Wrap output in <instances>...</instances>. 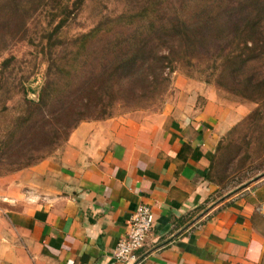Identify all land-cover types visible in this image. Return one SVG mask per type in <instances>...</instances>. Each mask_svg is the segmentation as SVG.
<instances>
[{
	"label": "crops",
	"instance_id": "1",
	"mask_svg": "<svg viewBox=\"0 0 264 264\" xmlns=\"http://www.w3.org/2000/svg\"><path fill=\"white\" fill-rule=\"evenodd\" d=\"M205 96L82 122L61 152L0 177V264H122L112 253L143 204L155 226L138 264H264V180L218 197L208 177L242 111Z\"/></svg>",
	"mask_w": 264,
	"mask_h": 264
},
{
	"label": "trees",
	"instance_id": "2",
	"mask_svg": "<svg viewBox=\"0 0 264 264\" xmlns=\"http://www.w3.org/2000/svg\"><path fill=\"white\" fill-rule=\"evenodd\" d=\"M12 1L13 4L11 2L9 5L11 12H15L18 17L23 15L28 8L25 0ZM78 1L84 8L92 0ZM235 1L236 5H232L231 0L128 1L125 10L109 11L105 6L101 11H97L94 15L97 23L87 31L72 36L69 40L62 39L63 29L61 26L58 27L55 33L51 32L48 37H44L48 43L43 44L42 52L47 56L48 71L38 100L29 97L31 89L28 87L31 77L21 79L14 77L17 71L14 67L18 65L15 64L16 58L5 59L0 63V92L4 89L7 93L12 90L16 91L20 96L19 106H22L27 114L23 117L22 123V129L26 133L22 140L23 149L21 148V153L8 156L10 163L9 166H5H8L9 170L13 166L16 169L13 171L35 166L46 159L45 155L49 156L62 143L66 144L71 133L82 122L111 118L112 109L110 108L114 103L106 106L102 101L99 105L96 104L89 113L79 112L80 117L71 126L58 122L56 128L51 127L50 131H46L49 122L45 119L40 135L28 133L35 120V111L42 112L51 100L62 98L65 94L69 95L73 84L75 85L83 70L87 72L90 68V74L94 80L97 72L100 71L105 83L107 82L103 93L99 91L104 90V87L90 89L93 97L103 99L106 96V98L114 99L115 102L121 99L124 102L133 103L140 98L135 90L139 89L140 92L144 90L149 94L155 92L167 81L162 78V75L166 67L172 64V59L177 62L182 60L183 55L196 56V51L206 46L203 45L204 41H219V38L231 39L230 41L234 43L235 40L236 49L234 50H237L240 40L245 50L227 55L230 57L227 59L233 61L237 68L243 64L248 65L264 59V0ZM8 2V0H0V8L4 9L5 5L8 6ZM63 5L60 9L67 8ZM186 42L191 45L192 54H188L186 49H183V44ZM176 47L179 51H176ZM160 48L161 50L165 48L168 53L162 54ZM181 49L185 53H182ZM2 50L0 48V55ZM171 54L176 56V61L175 57L171 59ZM247 54L249 55L245 57ZM237 68L235 70L238 71ZM240 74L238 72L236 79L241 85L245 84L253 91L252 97L262 94L264 90L262 74L258 75L255 72L252 75H245L242 79ZM137 84L143 86L140 87ZM124 92H127L130 97L122 95ZM252 97L248 98L264 101L263 96L257 99ZM6 100L8 102L11 99L7 97ZM4 108L9 110L7 106ZM71 112V108L60 107L56 111L57 116L52 118L58 121L59 118ZM39 152L44 153L35 157L34 154ZM14 158H17V161H14ZM208 177L211 179L210 172Z\"/></svg>",
	"mask_w": 264,
	"mask_h": 264
},
{
	"label": "rangeland",
	"instance_id": "3",
	"mask_svg": "<svg viewBox=\"0 0 264 264\" xmlns=\"http://www.w3.org/2000/svg\"><path fill=\"white\" fill-rule=\"evenodd\" d=\"M8 1V6L5 5L4 9L0 8V48L3 49L0 63L10 57L16 58L15 64L18 65L14 67L17 70L14 77L18 79L31 77L28 87L31 89L29 97L38 100L48 71L47 56L42 52L43 44L48 43L45 38L51 32L55 33L61 26L62 33H64L62 39L69 40L77 33L85 32L96 24L97 18H94V15L105 6L109 11H120L127 9L128 1L136 0H92L84 8L78 0H25L28 8L19 17L15 12H11L9 7L13 1ZM231 3L236 5L235 0H231ZM61 5L67 8L60 9ZM218 28L223 29L224 27ZM218 40L204 41L203 45L206 46L196 51L194 57L182 54V60L174 62L172 58L175 57L176 61V56L171 54L172 64L166 67L162 75V78L167 81L150 94L144 90H141L142 92L139 89L135 90L140 98L133 103H127L121 99L115 102L114 99L106 98V96L103 99L97 98V96L93 97L90 89L104 87V90L99 91V93H103L106 90L107 82L105 83L100 71L97 72V77L94 80L90 74V68L87 72L83 70L75 85L73 84L69 95L65 94L62 98L51 100L48 103L51 106L48 105L42 112L34 110L36 112L35 120L28 133L40 135L45 119L50 123H48V129H45L46 131H50L51 127L56 128L58 122L71 126L80 117L79 112L89 113L96 104L99 105L102 101L106 106L114 103L110 108L112 109L111 118L128 115H137L135 117L142 118L161 112H170L180 103L194 101L198 105H204L208 100L205 96L206 93L208 96L217 97L224 102L229 114L232 111H242V117L232 122L230 130L220 142L210 168V181L218 186L219 192L216 196L223 197L234 191H241L245 186L256 185L264 180V101L249 99L248 97H252L253 91L245 84L241 85L236 77L238 72L241 73V79L245 75H252L255 72L264 77V59L251 62L248 65L243 64L237 68L233 61L227 59V55L232 52L237 54L241 50L243 52L245 50L243 43L239 40V48L234 50L236 49L235 40L234 43L231 42V39V41L219 38ZM190 46L187 42L183 44V49H186L188 54L193 53ZM183 49L181 51L185 53ZM160 51L162 54L168 53L165 48L162 50L160 48ZM176 51H179L178 47H176ZM236 68L238 71L235 70ZM109 72L111 73L112 70ZM137 85L140 86V84ZM133 86L136 85L133 84ZM6 91L4 89L0 92V177L17 172L13 171L16 170L13 166L10 167V170L8 169L10 159L7 158L11 154L21 153L22 140L26 135L22 129V123L23 117L27 114L23 107L19 106L20 96L16 91L12 90L9 93ZM122 95L130 97L127 92ZM258 95L252 98L257 99L261 96L264 98V90L262 94ZM7 97L11 99L8 102ZM112 100L113 102H110ZM4 106L9 107V110ZM60 107L71 108L72 112L56 121L52 117L57 116L56 111ZM255 113L257 115H254ZM10 144H12L11 147H9ZM64 146L65 144L62 143L55 148L56 150L54 149L52 154L45 155V157L56 155L63 150ZM43 153L39 152L34 156L39 157ZM16 159L14 158V161H17Z\"/></svg>",
	"mask_w": 264,
	"mask_h": 264
},
{
	"label": "built area",
	"instance_id": "4",
	"mask_svg": "<svg viewBox=\"0 0 264 264\" xmlns=\"http://www.w3.org/2000/svg\"><path fill=\"white\" fill-rule=\"evenodd\" d=\"M154 226L155 215L152 207L146 204L137 207L128 220V233L117 243L113 257L122 264H138V252Z\"/></svg>",
	"mask_w": 264,
	"mask_h": 264
}]
</instances>
